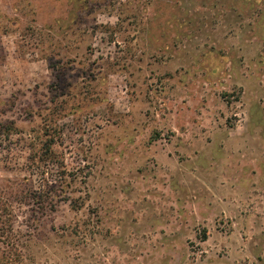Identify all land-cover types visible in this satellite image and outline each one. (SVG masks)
Masks as SVG:
<instances>
[{
  "label": "rangeland",
  "instance_id": "374dc122",
  "mask_svg": "<svg viewBox=\"0 0 264 264\" xmlns=\"http://www.w3.org/2000/svg\"><path fill=\"white\" fill-rule=\"evenodd\" d=\"M0 264H264V0H0Z\"/></svg>",
  "mask_w": 264,
  "mask_h": 264
}]
</instances>
